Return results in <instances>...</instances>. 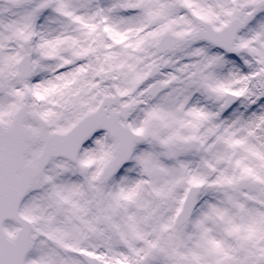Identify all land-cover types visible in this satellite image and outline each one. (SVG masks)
Wrapping results in <instances>:
<instances>
[{"label": "snow or ice", "instance_id": "obj_1", "mask_svg": "<svg viewBox=\"0 0 264 264\" xmlns=\"http://www.w3.org/2000/svg\"><path fill=\"white\" fill-rule=\"evenodd\" d=\"M0 264H264V0H0Z\"/></svg>", "mask_w": 264, "mask_h": 264}]
</instances>
